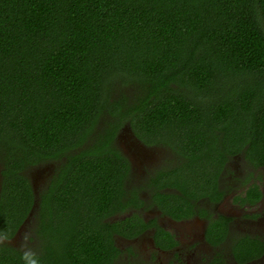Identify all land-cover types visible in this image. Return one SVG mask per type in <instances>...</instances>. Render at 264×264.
Returning a JSON list of instances; mask_svg holds the SVG:
<instances>
[{"label": "trees", "instance_id": "16d2710c", "mask_svg": "<svg viewBox=\"0 0 264 264\" xmlns=\"http://www.w3.org/2000/svg\"><path fill=\"white\" fill-rule=\"evenodd\" d=\"M127 126L186 159L181 178L156 174L157 201L193 173L214 191L240 154L264 169V0H0V237L36 202L42 245L1 243L0 264L102 260L106 218L141 205L116 144ZM50 163L35 196L28 171Z\"/></svg>", "mask_w": 264, "mask_h": 264}, {"label": "flooded vegetation", "instance_id": "af4514ba", "mask_svg": "<svg viewBox=\"0 0 264 264\" xmlns=\"http://www.w3.org/2000/svg\"><path fill=\"white\" fill-rule=\"evenodd\" d=\"M125 129L128 134L117 136L118 141L122 140L116 144L128 162L129 179L134 166L143 165L153 157L147 150L150 146L143 144L128 126ZM177 158L173 166L145 176L143 186L148 190L158 172L171 168H178L174 177L181 178L185 174L181 166L186 159L178 155ZM248 169L253 174L256 168L250 166ZM222 176L221 172L216 191H213L214 185L208 183L206 177L190 174L191 180L185 182L192 183L189 186L192 190L183 193L177 186H167L159 190L168 197L161 201L154 198L150 189L151 198L146 201L139 190L140 206L125 203L122 209L106 218L104 223L109 227L102 233L93 225V233L105 234L102 240L109 246L103 249L102 264H264V252L256 254V247L264 246V188L252 185L242 191L235 178H232L234 183L227 184ZM34 194L37 196L35 191ZM129 197L127 194V199ZM25 224L26 221L13 240L0 237V244L6 243L20 253L38 256L42 254L41 242L34 253L22 252L15 242ZM35 229L36 222L33 240L37 238Z\"/></svg>", "mask_w": 264, "mask_h": 264}, {"label": "rangeland", "instance_id": "374dc122", "mask_svg": "<svg viewBox=\"0 0 264 264\" xmlns=\"http://www.w3.org/2000/svg\"><path fill=\"white\" fill-rule=\"evenodd\" d=\"M127 127H123L120 129L118 136L121 137L127 135ZM117 140V139H116ZM122 139L117 140V143L120 144ZM150 155L153 157L151 160L147 161L145 164L140 166H134V170L132 172L133 176H130L127 181V187H142V193L144 199L149 201L151 198V193L143 186L146 183V177L151 175L156 170L168 168L175 164V160L178 159L175 152H173L169 147H165L160 144L152 145L147 148ZM238 158V159H237ZM242 154L238 156H234L229 158L226 162V165L222 169V180H224L227 184L234 183V178L236 179V184L241 185L243 189L242 191L248 189L252 185H257L259 188H264V170L262 168L254 169V173L250 174L249 167L250 165L246 163L245 159L243 161ZM56 168L55 164H47L45 166L34 167L28 171V176L33 182L35 192L37 195L40 191L46 186L49 179L54 174V170ZM233 178V179H232ZM224 182V183H225ZM258 182V184H257ZM233 187L231 186L230 189ZM240 189V187H236ZM146 191V192H145ZM150 203V202H149ZM151 204V203H150ZM149 205V204H147ZM152 205V204H151ZM35 207H32L30 210L29 216L30 218L26 221V224L23 227V230L20 232L19 236L15 239L18 248L22 252L26 253H34V250L39 247V239L35 238L33 240V230L35 228V219L33 214L35 213ZM32 215V216H31ZM1 239V238H0ZM13 240V238H12Z\"/></svg>", "mask_w": 264, "mask_h": 264}, {"label": "water", "instance_id": "95a60500", "mask_svg": "<svg viewBox=\"0 0 264 264\" xmlns=\"http://www.w3.org/2000/svg\"><path fill=\"white\" fill-rule=\"evenodd\" d=\"M33 188H34V186H33ZM34 191H35V189H34ZM36 206V202H34V204H33V207H35ZM31 214V213H30Z\"/></svg>", "mask_w": 264, "mask_h": 264}]
</instances>
